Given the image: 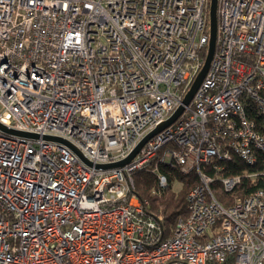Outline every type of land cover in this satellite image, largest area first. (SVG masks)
<instances>
[{"label":"built area","instance_id":"obj_1","mask_svg":"<svg viewBox=\"0 0 264 264\" xmlns=\"http://www.w3.org/2000/svg\"><path fill=\"white\" fill-rule=\"evenodd\" d=\"M209 7L0 0V122L36 135L0 129V264H264V184L228 201L216 192L264 181V170L220 173L264 151V0H217L192 101L130 162L97 166L127 158L183 104ZM163 166L198 176L170 234L136 192L145 170L167 187Z\"/></svg>","mask_w":264,"mask_h":264},{"label":"trees","instance_id":"obj_2","mask_svg":"<svg viewBox=\"0 0 264 264\" xmlns=\"http://www.w3.org/2000/svg\"><path fill=\"white\" fill-rule=\"evenodd\" d=\"M218 162L220 163V161ZM222 163L225 164V168L224 171L220 172L221 175L242 174L245 170H264V151H259V162L255 166H250L237 157ZM161 169L168 175L167 187L160 189L157 174L145 170L135 175L136 192L141 199L149 200L151 211L161 213L164 216V224L167 226L166 233L170 234L171 224H175L180 217H185L188 214L187 193L198 182V176L195 173L184 174L179 169L166 166L161 167ZM210 173L214 175V172L210 171ZM173 180H179L182 183L181 189L177 193L172 190ZM263 184L262 175H259L256 180L244 177L241 185L231 194L220 188L216 189V192L221 200L226 201V198L245 197L256 188L262 187ZM154 189L160 193L153 195L151 192Z\"/></svg>","mask_w":264,"mask_h":264},{"label":"water","instance_id":"obj_3","mask_svg":"<svg viewBox=\"0 0 264 264\" xmlns=\"http://www.w3.org/2000/svg\"><path fill=\"white\" fill-rule=\"evenodd\" d=\"M209 29H210V39H209V44H208V50H207V55L205 58L204 65L198 75L196 76L190 90L187 92L183 99V104L178 107V109L175 111V113L171 116L170 119L165 121L164 123L160 124L155 130H153L151 133H149L139 144L138 146L133 150V152L125 159L115 162V163H110V164H103V165H97L98 167L101 168H112L116 166H122L124 164H127L130 162L133 157L139 152V150L143 147V145L151 138L153 135L156 133L160 132L162 129H164L166 126L170 125L173 123L184 111V108L186 105H188L196 91L198 90L199 86L201 85L208 69L211 64L215 47H216V33H217V0H210V7H209ZM0 129L11 133L15 135H20V136H28V137H33L36 136L35 134L32 133H27L24 131H20L17 129H12L8 128L6 125L0 122ZM47 138L49 139H56V140H62L56 137H50L48 136ZM63 141V140H62Z\"/></svg>","mask_w":264,"mask_h":264},{"label":"rangeland","instance_id":"obj_4","mask_svg":"<svg viewBox=\"0 0 264 264\" xmlns=\"http://www.w3.org/2000/svg\"><path fill=\"white\" fill-rule=\"evenodd\" d=\"M197 183H198V182H197ZM197 183H196V184H197ZM196 184H195V185H196ZM195 185H194V186H195ZM181 186H182V183H181L179 180H173V182H172V190H173L174 192H176V193L179 192L180 189H181ZM194 186H193V187H194ZM193 187H192V188H193ZM190 190H191V189H190ZM190 190H189V191H190ZM189 191H188V193H189ZM151 193H152L153 195H156V193L159 194L160 192H154V193L151 192ZM188 193H187V195H188ZM226 201H228V200H226Z\"/></svg>","mask_w":264,"mask_h":264}]
</instances>
